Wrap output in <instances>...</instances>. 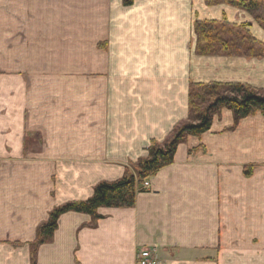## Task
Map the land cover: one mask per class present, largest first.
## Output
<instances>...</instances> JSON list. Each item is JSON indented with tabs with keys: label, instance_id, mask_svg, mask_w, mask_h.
Returning a JSON list of instances; mask_svg holds the SVG:
<instances>
[{
	"label": "crops",
	"instance_id": "0c3cea01",
	"mask_svg": "<svg viewBox=\"0 0 264 264\" xmlns=\"http://www.w3.org/2000/svg\"><path fill=\"white\" fill-rule=\"evenodd\" d=\"M210 0H0V264H32L51 212L123 178L189 117L190 85L264 90V58L196 53L194 25L264 30ZM249 168L251 176L245 174ZM133 208L68 213L37 264H264V117L224 109Z\"/></svg>",
	"mask_w": 264,
	"mask_h": 264
},
{
	"label": "trees",
	"instance_id": "16d2710c",
	"mask_svg": "<svg viewBox=\"0 0 264 264\" xmlns=\"http://www.w3.org/2000/svg\"><path fill=\"white\" fill-rule=\"evenodd\" d=\"M134 0H124L126 6ZM209 4L224 3L248 13L264 29V0H210ZM250 25H234L225 21H197L194 25L196 53L203 57L231 56L247 59L264 58V42L249 31ZM233 112L235 124L258 114L264 117V90L240 83H194L190 85L189 117L179 123L163 142L152 141L147 156L127 168L122 179L102 182L94 188L87 201L71 202L54 209L49 220L38 227L36 240L30 245L31 263L37 264L41 246L52 242L60 218L68 213L89 215L91 226L103 219L101 208L127 209L136 205L139 184L160 170L172 165L180 145L190 137L209 132L215 116L222 110ZM246 176H251L247 167Z\"/></svg>",
	"mask_w": 264,
	"mask_h": 264
},
{
	"label": "built area",
	"instance_id": "2783aa9c",
	"mask_svg": "<svg viewBox=\"0 0 264 264\" xmlns=\"http://www.w3.org/2000/svg\"><path fill=\"white\" fill-rule=\"evenodd\" d=\"M139 192H147L151 189L149 179L143 180L139 184ZM136 264H162L156 250L139 249L136 255Z\"/></svg>",
	"mask_w": 264,
	"mask_h": 264
},
{
	"label": "rangeland",
	"instance_id": "374dc122",
	"mask_svg": "<svg viewBox=\"0 0 264 264\" xmlns=\"http://www.w3.org/2000/svg\"><path fill=\"white\" fill-rule=\"evenodd\" d=\"M262 28V27H261ZM263 29V28H262ZM264 30V29H263ZM157 252V251H156ZM160 260V259H159ZM161 262V261H160Z\"/></svg>",
	"mask_w": 264,
	"mask_h": 264
}]
</instances>
